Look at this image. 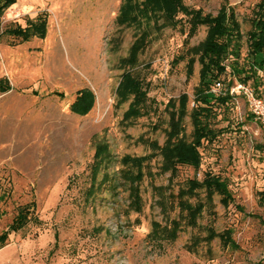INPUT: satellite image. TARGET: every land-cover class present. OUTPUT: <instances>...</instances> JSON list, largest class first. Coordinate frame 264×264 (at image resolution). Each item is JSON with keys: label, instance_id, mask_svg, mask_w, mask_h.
I'll return each mask as SVG.
<instances>
[{"label": "rangeland", "instance_id": "rangeland-1", "mask_svg": "<svg viewBox=\"0 0 264 264\" xmlns=\"http://www.w3.org/2000/svg\"><path fill=\"white\" fill-rule=\"evenodd\" d=\"M261 1L183 5L204 16L234 12L244 67ZM123 3L16 0L0 17V264H264V130L243 98L214 97L201 113L215 138L202 142L199 169L162 171L160 148L181 98L178 137L191 142L202 80L210 87L236 75L227 67L220 78L202 77L196 49L206 26L191 35L184 15L165 21L160 13L119 25ZM138 41V61L128 65ZM125 73L147 94L130 120L132 97L118 95ZM257 77L264 98V72ZM245 83L255 89L253 79ZM83 94L93 102L86 116L72 112ZM125 158L144 160L140 210ZM207 175L225 184L227 204L217 192H189Z\"/></svg>", "mask_w": 264, "mask_h": 264}, {"label": "trees", "instance_id": "trees-1", "mask_svg": "<svg viewBox=\"0 0 264 264\" xmlns=\"http://www.w3.org/2000/svg\"><path fill=\"white\" fill-rule=\"evenodd\" d=\"M16 0H2L0 3V17L15 4ZM124 0L120 9L117 23L119 25H134L139 21V17H145L146 14L161 16L168 21H173L179 14L188 18L191 29L190 34L193 35L199 26L207 27V36L205 41L196 49L199 55V63L202 67V77L214 73L217 78L227 73V67L236 75L238 81L248 82L253 79L255 89L258 91V73L264 72V0L258 5L256 15V25L254 31L249 33L247 40V57L246 65L241 67L238 59L241 54V29L234 12L231 9H222L213 17L211 15L204 16L200 11H190L183 5V0ZM141 42H136L131 50L128 59L124 62L128 65H134L138 61ZM235 58L234 62L226 65L225 62ZM235 79V80H237ZM218 81V80H216ZM215 82V81H214ZM202 87L196 91V107L200 106L201 111H196L191 115L194 126L193 140L191 142L179 139L180 120L186 116V105L188 97L181 98V109L178 117L170 120L171 130L167 135V140L163 148H160L163 161V173H170L171 176L176 175L180 166H189L199 169L201 165L200 148L202 142L213 140L215 137L212 131H208L201 121L202 112H205L206 106L211 105L214 98L209 94L210 87H207L205 80H202ZM118 95L122 101H128L132 97L131 104L125 119L130 120L139 116L141 109L144 108L147 101V94L143 91L142 84L135 80L130 73H125L122 77ZM226 98H218L219 101L225 102ZM93 102L87 95H82L72 106V112L80 116H86L92 109ZM98 154H96V158ZM143 159L125 158L124 163L128 170V181L130 183V193L134 198L133 206L136 210H140L139 206V189L138 183L142 180ZM189 192H193L198 188H204L212 195L213 192L223 196L222 202L227 204L229 194L224 183L218 178L207 175L203 183L196 180L189 182ZM211 197V196H210ZM199 206L194 211L189 212V216L195 217L201 211ZM192 220V219H191ZM4 241L0 238V244ZM3 248V247H2Z\"/></svg>", "mask_w": 264, "mask_h": 264}, {"label": "built area", "instance_id": "built-area-1", "mask_svg": "<svg viewBox=\"0 0 264 264\" xmlns=\"http://www.w3.org/2000/svg\"><path fill=\"white\" fill-rule=\"evenodd\" d=\"M209 94L214 97L243 98L249 106L251 114L261 124L264 130V98L250 84L238 80L224 84L218 80L211 85Z\"/></svg>", "mask_w": 264, "mask_h": 264}]
</instances>
